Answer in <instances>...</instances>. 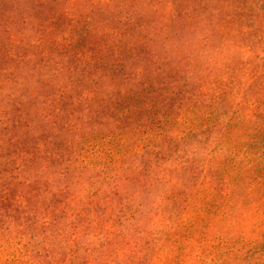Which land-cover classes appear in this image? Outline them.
<instances>
[{
  "label": "trees",
  "instance_id": "1",
  "mask_svg": "<svg viewBox=\"0 0 264 264\" xmlns=\"http://www.w3.org/2000/svg\"><path fill=\"white\" fill-rule=\"evenodd\" d=\"M26 1L31 14L43 16L6 27L0 20V264H7L2 258L9 256L12 240L18 243L13 231L19 234L26 224L27 237L29 227L43 225L48 200L72 191L70 219L84 216L87 226L99 227L109 205L119 228L130 230L138 213L146 219L128 238L146 243L147 209L155 207L159 217L176 205L167 210L163 199H141L163 176V171L160 177L151 174L163 167L156 155L163 154L164 164L174 153L190 159L207 152L206 141L215 137V142L233 119L248 110L246 116L256 118L264 113L259 100L264 97H256L264 95V0H131L129 14L110 11L101 35L100 7L93 0H71L72 13L51 7L45 15L49 0H0V10L7 2L15 13ZM237 68L245 74H236ZM83 85L84 95L78 94ZM81 124L92 133L114 125L124 147L139 134L148 139L118 168L112 191L107 177L100 185L96 181L105 165L94 169L84 163L76 174L69 168L56 173L62 146L72 144L66 135L73 137L79 127L83 132ZM215 150L209 155L221 157L220 178L224 161L237 163L239 156L230 158L221 146ZM179 163L173 185L181 189L211 172L210 163L199 159ZM124 172L133 177L122 182ZM179 173L186 175L182 184ZM67 175L75 182L60 183Z\"/></svg>",
  "mask_w": 264,
  "mask_h": 264
},
{
  "label": "rangeland",
  "instance_id": "2",
  "mask_svg": "<svg viewBox=\"0 0 264 264\" xmlns=\"http://www.w3.org/2000/svg\"><path fill=\"white\" fill-rule=\"evenodd\" d=\"M58 1L49 0L45 7L47 13L44 14L48 15L51 7L53 11L58 9L72 13L74 6L71 0ZM93 1L96 2H93L96 7H100L97 12V35L102 34L100 24L108 23L110 11L120 16L121 10L127 14L133 11L132 5H129L131 0ZM21 4H17L15 13L8 10L7 2L0 10V20L8 22L4 24L5 27L10 25L11 21H27L32 17L38 19L43 16L39 13L38 16L31 14L32 11L26 5L27 1L24 9L20 8ZM2 25L3 23L0 27ZM2 33L3 28H0V34ZM109 34H112V30ZM236 74L245 73L237 68ZM92 85L91 83L90 86ZM82 87L77 92L84 95V85ZM81 99L83 103L77 108L78 117L84 108V97ZM259 100L262 102L260 105L264 107L262 99ZM246 113L250 114L249 110ZM246 113L233 119L230 127L226 125L215 142V137L206 141V146H209L207 152L190 155V159L184 152L179 155L174 153L165 164L162 162L166 159L163 154L156 155L155 158L163 167H158L151 174L160 177L158 172L163 171V176L154 188L142 191L145 193L141 199L156 202L163 199L166 205L162 208L167 210L174 202L176 205L171 213L164 212L165 214L162 213L159 217H155V207L147 209L146 215L151 222L147 226L149 238L146 243L128 238L133 230L138 233L136 229H139L141 222L146 219L138 213H134V226L130 230L119 228V216L117 213L111 214L109 205L102 209V223L99 227L87 226L84 216L74 220L73 215L70 219L71 205H74L72 191L48 200L46 205H49V208L44 213L46 216L42 220L43 225L33 230L29 227L27 237L26 224H23L24 229H20L19 234L13 231L12 235L17 237L18 243L15 239L12 240L9 256H3L2 260L6 259L7 264H264V113L259 114V118L246 116ZM69 121L75 123V117H70ZM81 125L83 132H80L79 127L73 137L69 133L66 135L68 139H73L72 144L69 148L62 146V158L59 157L56 163V173L60 169L69 168L71 174H76L74 170L80 172L84 163L90 164L89 167L94 169L105 165L100 166L104 173L96 181L100 185L103 183V177H107L110 180L109 191H112L119 180L118 168L126 167L130 161L128 155L144 143L147 145L148 139H142L143 134H139L124 147V142L121 143V139L117 137L114 125H104L96 130V133H92L87 126L84 127V124ZM225 132L228 134L225 135ZM61 137L65 138L63 133ZM155 137L153 135L149 138V144L155 143ZM216 143L221 149L227 150L223 153L230 158L239 156L237 163L224 161V172L220 178L218 176L221 175V157L218 153L209 155L213 150L216 152ZM196 159L201 163H210L209 166L206 165L211 168L207 177L200 173L193 183L183 189L173 185L176 177L174 167L183 160ZM253 164L255 166L249 168ZM132 177L133 174L124 172L121 181L125 182L124 178ZM185 177V174L179 173L180 184ZM62 182L72 184L75 179H69L67 175L60 183ZM135 189L137 188L133 186L132 191ZM220 192L226 195H218ZM174 195L179 196L178 201ZM136 256L140 258L136 259Z\"/></svg>",
  "mask_w": 264,
  "mask_h": 264
}]
</instances>
